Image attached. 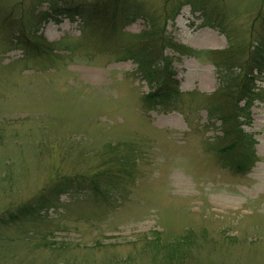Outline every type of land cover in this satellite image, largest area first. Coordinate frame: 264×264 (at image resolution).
I'll use <instances>...</instances> for the list:
<instances>
[{"label": "rangeland", "instance_id": "obj_1", "mask_svg": "<svg viewBox=\"0 0 264 264\" xmlns=\"http://www.w3.org/2000/svg\"><path fill=\"white\" fill-rule=\"evenodd\" d=\"M20 1L0 0V214L56 176L135 162L104 195L66 192L33 218L0 223V264H264V95L244 124L257 157L245 174L223 166L219 121L205 109L221 86L212 52L250 41L264 0H133L151 20L108 41L79 19H49L38 33L54 51L38 55L1 30ZM151 22L194 51L165 52L180 90L168 106L146 105L137 63L117 60Z\"/></svg>", "mask_w": 264, "mask_h": 264}, {"label": "trees", "instance_id": "obj_2", "mask_svg": "<svg viewBox=\"0 0 264 264\" xmlns=\"http://www.w3.org/2000/svg\"><path fill=\"white\" fill-rule=\"evenodd\" d=\"M42 2H46L48 8L37 11L36 6ZM21 7H24L22 0L4 16L1 30L9 45L19 46L37 55L54 51L51 44L38 33V26L49 19H79L85 28L94 34L101 33L104 40L108 41L119 31L128 34L123 29L139 16L150 20L152 17L144 11L141 4L133 0H31L26 15ZM257 21L256 27L252 26L250 29V41L235 43L222 51L212 52L217 74L221 77V86L210 97L211 105L205 109L212 124L219 121L218 139L221 146H218L217 151L223 166L235 174H245L257 160L256 141L252 134L244 131V124L250 120V107L255 100H262L264 95V88L258 86L264 72V17ZM206 25L216 27L210 22ZM131 36L135 43L127 47L120 46L119 51L122 53L117 60H133L137 63L142 78L150 87L143 96L146 105H170L180 95V90L172 67L173 57L165 52L168 48L179 54H191L194 51L174 42L166 33L165 25L157 22H151L147 30ZM133 162L134 156H115L106 159V165L99 166L95 171L56 176L38 195L22 205L10 206L1 213L0 223L9 225L28 217L33 218L66 192L104 195L114 186L109 179L117 177V174L130 175L126 166ZM180 242L173 241L176 244Z\"/></svg>", "mask_w": 264, "mask_h": 264}, {"label": "bare ground", "instance_id": "obj_3", "mask_svg": "<svg viewBox=\"0 0 264 264\" xmlns=\"http://www.w3.org/2000/svg\"><path fill=\"white\" fill-rule=\"evenodd\" d=\"M218 40L216 38H209L208 40H204L202 41L204 45H212L214 43H216Z\"/></svg>", "mask_w": 264, "mask_h": 264}]
</instances>
